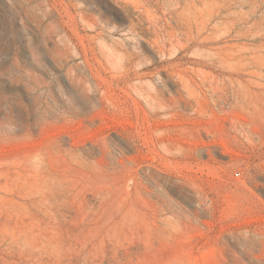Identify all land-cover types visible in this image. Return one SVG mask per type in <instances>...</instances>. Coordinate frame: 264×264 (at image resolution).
I'll list each match as a JSON object with an SVG mask.
<instances>
[{
  "label": "rangeland",
  "instance_id": "374dc122",
  "mask_svg": "<svg viewBox=\"0 0 264 264\" xmlns=\"http://www.w3.org/2000/svg\"><path fill=\"white\" fill-rule=\"evenodd\" d=\"M0 264H264V0H0Z\"/></svg>",
  "mask_w": 264,
  "mask_h": 264
},
{
  "label": "bare ground",
  "instance_id": "6f19581e",
  "mask_svg": "<svg viewBox=\"0 0 264 264\" xmlns=\"http://www.w3.org/2000/svg\"><path fill=\"white\" fill-rule=\"evenodd\" d=\"M38 4L42 5V4H44V3L41 4V3L39 2ZM45 5L48 6V7L51 6V4L48 3V2H45ZM53 10H54V9H53Z\"/></svg>",
  "mask_w": 264,
  "mask_h": 264
}]
</instances>
